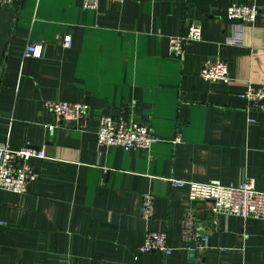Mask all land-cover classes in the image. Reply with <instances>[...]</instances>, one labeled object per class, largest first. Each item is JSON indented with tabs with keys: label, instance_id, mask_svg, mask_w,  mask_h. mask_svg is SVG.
Instances as JSON below:
<instances>
[{
	"label": "crops",
	"instance_id": "crops-1",
	"mask_svg": "<svg viewBox=\"0 0 264 264\" xmlns=\"http://www.w3.org/2000/svg\"><path fill=\"white\" fill-rule=\"evenodd\" d=\"M231 3L255 4L254 22L229 20ZM193 23L201 40L173 56L169 37ZM238 29L241 42L230 44ZM34 44L40 57H24ZM205 59L224 60L230 82L202 79ZM247 84H264V0H102L96 10L82 0L0 2V143L46 155L30 160L38 177L26 193L0 190V264H264V220L254 218L220 217L193 254L184 214L205 228L211 202L165 180L261 186L264 113L244 110ZM50 100L85 103L88 115L79 126L57 120ZM101 114H130L156 141L100 146ZM145 193L148 220L139 215ZM147 231L167 234L170 256L139 251Z\"/></svg>",
	"mask_w": 264,
	"mask_h": 264
},
{
	"label": "built area",
	"instance_id": "built-area-1",
	"mask_svg": "<svg viewBox=\"0 0 264 264\" xmlns=\"http://www.w3.org/2000/svg\"><path fill=\"white\" fill-rule=\"evenodd\" d=\"M21 0H0L2 3H18ZM102 0H82V7L87 10H96ZM117 4L124 0H108ZM258 8L255 4L244 5L231 3L225 8L226 17L237 21L239 24L252 23L256 19ZM202 30L199 24H190L185 32L169 37V48L173 56L181 57L187 43L201 40ZM241 31L234 30L228 38L230 44L241 42ZM62 46H71L70 34L62 36ZM41 44L26 45L23 50L24 57H40ZM199 75L204 80H220L230 82L227 64L222 59H205ZM244 102V110L264 113V84H247L246 89L240 94ZM46 109L57 120L74 122L79 126L87 117L89 106L85 103L50 100L45 102ZM96 142L102 146H118L124 149L148 150L156 138L152 136L151 128L142 122L134 120L129 114H101L98 119ZM56 124H48L47 130L52 135ZM177 136L175 141H179ZM43 148L31 147L25 144L18 149H12L6 143H0V190L23 194L29 189L30 184L38 177V172L30 162L33 158H45ZM165 180L172 187L186 188L190 200H207L211 202L207 217V225L203 228L201 220L190 209H187L181 224V234L185 241L193 242L189 247L195 251L203 250L209 240V235L219 226L220 217L238 216L264 220V181L257 187L252 178H247L239 185H224L218 180L198 182L184 180L176 177H167ZM153 210V195H143L140 208V217L150 219ZM2 224V222H0ZM140 252L159 251L165 256H170L172 248L168 246L165 232L147 231L144 242L139 246Z\"/></svg>",
	"mask_w": 264,
	"mask_h": 264
},
{
	"label": "water",
	"instance_id": "water-1",
	"mask_svg": "<svg viewBox=\"0 0 264 264\" xmlns=\"http://www.w3.org/2000/svg\"><path fill=\"white\" fill-rule=\"evenodd\" d=\"M189 246L190 247H193L194 246V243L193 242H189ZM191 251H192L193 254L195 253V249L191 248Z\"/></svg>",
	"mask_w": 264,
	"mask_h": 264
}]
</instances>
